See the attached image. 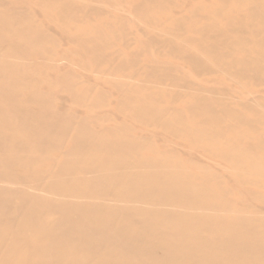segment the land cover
Segmentation results:
<instances>
[{
  "label": "bare ground",
  "instance_id": "6f19581e",
  "mask_svg": "<svg viewBox=\"0 0 264 264\" xmlns=\"http://www.w3.org/2000/svg\"><path fill=\"white\" fill-rule=\"evenodd\" d=\"M0 264H264V0H0Z\"/></svg>",
  "mask_w": 264,
  "mask_h": 264
},
{
  "label": "rangeland",
  "instance_id": "374dc122",
  "mask_svg": "<svg viewBox=\"0 0 264 264\" xmlns=\"http://www.w3.org/2000/svg\"><path fill=\"white\" fill-rule=\"evenodd\" d=\"M43 90H45V89H43ZM45 91H46V90H45ZM58 104H60V106L67 104L66 107L70 108V107H69L70 104H69L68 102H65L64 100H58Z\"/></svg>",
  "mask_w": 264,
  "mask_h": 264
}]
</instances>
